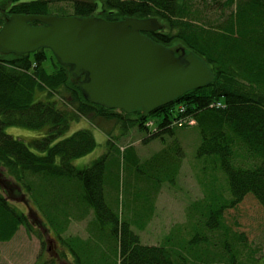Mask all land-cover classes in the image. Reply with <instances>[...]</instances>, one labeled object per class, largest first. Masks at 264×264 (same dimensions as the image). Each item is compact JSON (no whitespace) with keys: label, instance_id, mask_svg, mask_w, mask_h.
Returning <instances> with one entry per match:
<instances>
[{"label":"trees","instance_id":"16d2710c","mask_svg":"<svg viewBox=\"0 0 264 264\" xmlns=\"http://www.w3.org/2000/svg\"><path fill=\"white\" fill-rule=\"evenodd\" d=\"M218 1L213 7L207 0H198L192 12L190 1L186 0L71 2L72 15L78 17L97 16L108 21L128 17L157 19L162 28L147 35L151 40L169 47V41L178 39L214 75L205 86L184 93L150 114L140 111L126 114L88 102L73 82L68 68L61 66L49 50L39 49L19 56L0 53V179L5 181L2 176L12 178L20 193L25 190L45 217L49 225L46 228L52 229L62 243L71 248L75 260L69 264H216L218 259L211 248L218 246V241L211 239H216L213 231L222 224V212L235 207L247 195H252L264 210V0H228L229 14L225 17L223 11L218 10L222 7ZM54 2L32 0L13 4L7 15L0 16V28L10 14L46 15L47 8ZM207 10H214L216 18L201 22L199 18L206 15ZM216 101H222L224 107L211 106ZM179 104L184 105L185 114L194 119L201 137L197 159L217 158L229 197L225 198L219 188L209 204L203 201L199 223L197 215H193L198 208L195 204L192 213H188L190 228H180L173 233L170 230L162 244L147 245L138 235L145 223H136L135 227L133 221H125L110 210L103 197L107 163L117 162L120 153L131 162L126 154L132 155L136 163L139 159L131 146H116L113 136L100 130L96 120L106 118L127 129L136 127L147 139H154L179 127L173 124ZM155 115L160 118L157 125ZM80 119L86 120L89 128L72 132V126ZM149 121L151 126H147ZM8 126L43 130L44 134L24 141L7 134ZM184 126L189 125L180 127ZM93 128L104 133L107 149L91 165L76 168L73 161L97 146ZM238 148H243L257 163L251 167L236 164ZM180 162L181 158L162 151L145 160L143 165L147 166L142 169L149 179L153 176L156 182H171ZM61 181L69 184L62 190L58 186ZM146 184L144 181L143 191L151 207V191ZM154 191L158 193L159 187ZM10 199L0 192V242L12 239L20 226L33 229L27 212L17 211ZM19 203L27 207L25 202ZM91 209L97 234L86 241L77 237L64 240L61 234L69 223L88 217ZM201 223L204 228H197ZM106 227L108 230L104 233ZM184 234H189L190 238L186 240ZM219 236L223 238L220 256L226 253L231 259L228 263L236 264L237 252L227 242V234L221 232ZM95 237L102 241L96 243ZM58 255L57 262L68 259L67 253Z\"/></svg>","mask_w":264,"mask_h":264},{"label":"rangeland","instance_id":"374dc122","mask_svg":"<svg viewBox=\"0 0 264 264\" xmlns=\"http://www.w3.org/2000/svg\"><path fill=\"white\" fill-rule=\"evenodd\" d=\"M23 1L32 0H0V16L7 15L13 4ZM53 1H55L52 3L53 5H50L46 10L47 14L60 16L74 14L73 7L71 6L73 0ZM188 1H190L191 6L189 7L192 12L196 8L194 3L196 4L198 0H186V2ZM207 1L213 7L219 2L218 0ZM220 1L222 7L218 10H222V16L225 17L229 14L227 10L228 0ZM205 14L199 18L201 22L213 21L216 18L214 10H207ZM190 19L192 18L190 17ZM193 20L196 22V19ZM169 42V48L175 51L176 55L181 54V49H184L185 53L189 52L178 39H173ZM46 64H49V61ZM176 110L177 116L175 120H192L194 122L191 116L185 114L186 108L184 105L179 104ZM153 119L155 120V125H157V121L160 118L155 115ZM87 123L86 120L80 119L74 124L75 126H72L71 131L89 128V126H86L88 125ZM96 123L100 130L113 136L112 138L115 140L116 146L121 145L123 148L131 146L134 154L139 159L136 163L132 155L126 154L132 159L133 162H131L124 158L123 153H120L117 155V162L107 163L104 176L105 182L103 184V197L110 210L123 217L125 221H133L135 227L136 223H145L144 230L138 233L140 241L143 244H162L165 238L169 236L170 230L171 232H177L180 228H190L188 226L190 220L189 214L192 213V206L195 204H197L196 208H198L197 210L194 209L193 215L194 217L197 215L199 223V215L203 212V201L204 204H209L214 195L219 193V188L222 189L220 192L224 193L225 198L229 197L226 180L222 176V172L220 173V163L217 162V158L212 156L209 158L210 160H207L204 158L197 159L196 157L201 137L194 123L184 127L175 126L172 133H163L160 137L154 139H147L145 133L139 131L136 127L131 129L125 127V129L122 124L114 122V120L103 118L97 119ZM91 130L96 139L97 146L91 153L73 161L76 168L82 169L91 165L107 149V138L104 136V133L94 128ZM163 131L162 129L161 132ZM5 132L24 141L41 137L44 134L43 130H32L19 126H8L5 128ZM162 151H165L167 155L181 158L178 173L171 182L167 180L156 182L153 176L149 179L147 177L148 174L144 173L142 169L147 166L143 165L145 160ZM234 160L238 165L242 164V166L249 167L257 163V161L253 162L249 158V155H247L243 148L236 150ZM147 170H149L148 167ZM2 178L6 182L0 179V192L3 191L5 196L12 198L10 201H14L12 205L16 207L17 211L21 209L27 212L26 214L30 217L29 220L33 229L29 230L25 226H20L12 239L7 242H0V264H69V262H74L75 257L71 255V248L65 243L63 244L52 229L46 228L49 225L45 221V217L38 211L34 202L29 200L24 188H21L24 191L20 193L12 178L4 176ZM144 181L147 183L146 187L149 186L151 191V207L148 197L143 191L145 190ZM71 182L74 183V181ZM58 184L60 190H62V187L68 183L61 181ZM4 186L5 189H3ZM157 186L159 187L158 193L154 191ZM60 195H63V193ZM66 195L70 196V192H67ZM22 201L27 204V207L29 206L28 208L32 212L28 211L23 203H19ZM90 211L93 216L90 214L82 220L71 221L65 232L61 234V237L68 241L70 240L68 237L91 239V236L97 234L98 229L93 227L92 222L95 214L92 209ZM31 213L34 216H31ZM203 220H206L205 216ZM42 221L45 224H42ZM38 224L43 227H37L39 226ZM193 228L196 227L193 226ZM197 228L204 227L201 223ZM103 229L104 233H107L108 228ZM221 232L227 234V242L237 252L236 264H264V210L252 195L244 197L235 207L226 208L222 212V224H220L218 229L213 231L216 239L213 238L211 240L218 241V246L210 248L217 256L218 260L216 264H229L228 260L231 263V259L228 254L225 253L220 256L222 251L220 241L223 240L219 236ZM184 238L186 240L189 239V234H184ZM93 239L96 243L102 241L96 239V237ZM240 247L242 250H240ZM52 249L56 253H53ZM61 253H67L68 259H65L64 262L60 260L57 262L55 259H59L58 254ZM208 259L210 260V258Z\"/></svg>","mask_w":264,"mask_h":264},{"label":"water","instance_id":"95a60500","mask_svg":"<svg viewBox=\"0 0 264 264\" xmlns=\"http://www.w3.org/2000/svg\"><path fill=\"white\" fill-rule=\"evenodd\" d=\"M161 28L155 18L108 21L13 13L0 28V53L49 50L88 102L126 114H150L214 78L192 52L181 49L176 55L145 34Z\"/></svg>","mask_w":264,"mask_h":264},{"label":"built area","instance_id":"2783aa9c","mask_svg":"<svg viewBox=\"0 0 264 264\" xmlns=\"http://www.w3.org/2000/svg\"><path fill=\"white\" fill-rule=\"evenodd\" d=\"M211 106H215L216 108H223L224 107V105L222 104V102H220V101H216V102H213L212 104H211ZM181 110V109H180ZM182 111V110H181ZM192 123H195V121L193 122L192 120L191 121H183V120H174L173 121V124L174 125H177V126H183L184 124H187V125H190V124H192ZM152 125V122L151 121H149L148 123H147V126H151Z\"/></svg>","mask_w":264,"mask_h":264},{"label":"flooded vegetation","instance_id":"af4514ba","mask_svg":"<svg viewBox=\"0 0 264 264\" xmlns=\"http://www.w3.org/2000/svg\"><path fill=\"white\" fill-rule=\"evenodd\" d=\"M145 34L148 35L149 33H145ZM52 252H53V253H56L55 250H53V249H52Z\"/></svg>","mask_w":264,"mask_h":264},{"label":"crops","instance_id":"0c3cea01","mask_svg":"<svg viewBox=\"0 0 264 264\" xmlns=\"http://www.w3.org/2000/svg\"><path fill=\"white\" fill-rule=\"evenodd\" d=\"M81 239H82L83 241H86V240H87V238H85V237H84V238H81Z\"/></svg>","mask_w":264,"mask_h":264}]
</instances>
